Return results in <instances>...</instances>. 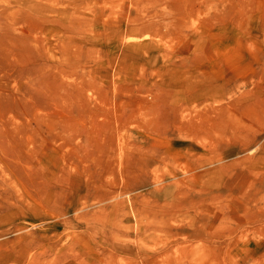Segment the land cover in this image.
<instances>
[{
    "label": "rangeland",
    "instance_id": "374dc122",
    "mask_svg": "<svg viewBox=\"0 0 264 264\" xmlns=\"http://www.w3.org/2000/svg\"><path fill=\"white\" fill-rule=\"evenodd\" d=\"M0 264H264V0H0Z\"/></svg>",
    "mask_w": 264,
    "mask_h": 264
}]
</instances>
